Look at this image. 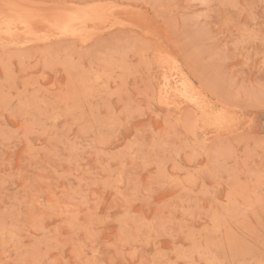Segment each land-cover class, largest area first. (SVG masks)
<instances>
[{
  "label": "rangeland",
  "instance_id": "rangeland-1",
  "mask_svg": "<svg viewBox=\"0 0 264 264\" xmlns=\"http://www.w3.org/2000/svg\"><path fill=\"white\" fill-rule=\"evenodd\" d=\"M8 1L0 264H262L264 0Z\"/></svg>",
  "mask_w": 264,
  "mask_h": 264
},
{
  "label": "bare ground",
  "instance_id": "bare-ground-1",
  "mask_svg": "<svg viewBox=\"0 0 264 264\" xmlns=\"http://www.w3.org/2000/svg\"><path fill=\"white\" fill-rule=\"evenodd\" d=\"M9 3H10V0L8 1ZM12 2V1H11ZM14 2V1H13ZM12 2V3H13ZM16 3V2H15ZM14 3V4H15ZM28 3V2H27ZM18 3H16V5H17ZM35 4V3H34ZM34 4H33V6H34ZM3 5V4H2ZM19 5V4H18ZM20 6H23L22 4H20ZM26 6V5H25ZM27 7H29V6H27ZM4 8H6V7H4ZM38 8V7H37ZM56 8V7H55ZM54 8V9H55ZM73 8V7H72ZM2 9V8H1ZM41 9H43V8H41ZM57 9H60V7H58ZM62 9V8H61ZM64 9V8H63ZM70 9H71V7L70 8H68L67 10H69L70 11ZM74 9V8H73ZM72 9V10H73ZM76 9V8H75ZM78 9V8H77ZM76 9V10H77ZM90 9V8H89ZM5 10V9H4ZM64 10H66V9H64ZM95 10V9H94ZM38 11V10H37ZM68 11V12H69ZM85 11H87V10H85ZM89 11V10H88ZM101 11H102V9H101ZM2 12V11H1ZM4 12V11H3ZM6 12V11H5ZM26 12H28L27 10H26ZM43 12V11H42ZM41 12V13H42ZM73 12V11H72ZM78 12H80V10L78 11ZM6 13H8V12H6ZM9 13H11V12H9ZM17 13V12H16ZM77 13V12H76ZM75 13V14H76ZM102 13V12H101ZM106 13V12H105ZM11 14H13V13H11ZM17 14H19V13H17ZM37 14V13H36ZM73 14V13H72ZM103 14H104V12H103ZM107 14V13H106ZM26 15V14H25ZM33 15V14H32ZM38 15H39V12H38ZM89 15V14H88ZM91 15V14H90ZM13 16V15H12ZM29 17H30V15H29ZM45 17V16H44ZM98 17V16H97ZM97 17H95V18H97ZM22 18H23V16H22ZM75 18V17H74ZM91 18H92V16H91ZM94 18V17H93ZM108 18V17H107ZM20 19V18H19ZM25 19V18H24ZM30 19V18H29ZM29 19H25V20H10V21H6L7 22V29H6V27H4V29H6V30H8V31H10L9 32V34L12 32V34L14 33V32H18L19 33V31H22V33L23 32H27L28 34H38L39 32H40V27L41 26H39V24H37V22L36 23H33L31 20H29ZM76 19V18H75ZM87 19V18H86ZM99 19V18H98ZM104 20V19H103ZM139 20V19H138ZM71 21H72V19H66V18H63V17H61V18H59V16H57V15H54V17H52L51 19H49V20H47L45 23H46V26L45 27H47L49 30H52V31H55V33L57 34V35H61V34H64V33H66L67 32V30H68V25L71 23ZM74 21V20H73ZM76 21V20H75ZM90 21V20H89ZM89 21L87 22V24L89 23ZM92 21V20H91ZM105 21V20H104ZM91 23V22H90ZM89 23V24H90ZM141 23V22H140ZM84 24V23H83ZM88 24V25H89ZM102 24H104V23H102ZM44 25V24H43ZM85 25V24H84ZM93 25V24H92ZM70 26V25H69ZM95 26V25H94ZM83 27V26H82ZM85 27V26H84ZM81 28V27H80ZM4 29L2 28V30L4 31ZM79 29V28H78ZM71 30V29H70ZM69 30V31H70ZM2 31V32H3ZM7 32V31H6ZM5 33V32H4ZM4 34H2V36H3ZM66 35V34H65ZM6 36V35H5ZM16 38V37H15ZM19 38V37H18ZM20 38H22L21 36H20ZM30 38V37H29ZM56 39V38H55ZM63 39V38H62ZM13 40V39H12ZM17 40H19V39H17ZM22 40V39H21ZM27 40H28V38H27ZM15 41H16V39H15ZM29 41V40H28ZM27 41V42H28ZM13 42V41H12ZM172 65V64H171ZM164 77H165V79H167L168 80V78H166V76L164 75Z\"/></svg>",
  "mask_w": 264,
  "mask_h": 264
},
{
  "label": "snow or ice",
  "instance_id": "snow-or-ice-1",
  "mask_svg": "<svg viewBox=\"0 0 264 264\" xmlns=\"http://www.w3.org/2000/svg\"><path fill=\"white\" fill-rule=\"evenodd\" d=\"M6 264H11V262H6ZM97 264H109V262L108 261H103V262L98 261ZM111 264H123V262L117 260V261H112ZM262 264H264V262H262Z\"/></svg>",
  "mask_w": 264,
  "mask_h": 264
}]
</instances>
